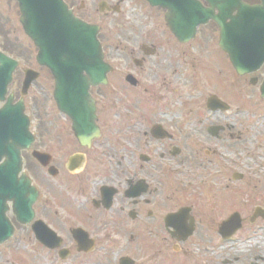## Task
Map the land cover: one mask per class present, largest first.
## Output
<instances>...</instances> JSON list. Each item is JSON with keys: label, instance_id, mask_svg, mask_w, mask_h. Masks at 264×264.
<instances>
[{"label": "flooded vegetation", "instance_id": "obj_1", "mask_svg": "<svg viewBox=\"0 0 264 264\" xmlns=\"http://www.w3.org/2000/svg\"><path fill=\"white\" fill-rule=\"evenodd\" d=\"M222 3L227 5L225 11H242L237 4L255 7L261 5L262 0H223ZM211 10L216 14L220 11L219 8ZM80 12L96 13L114 26L110 42L100 37L105 62L112 70L108 85L90 89L96 109L93 118L85 114L83 121H74L58 110L54 98L55 78L38 65L35 47L37 77L25 99V111L31 120L35 141L32 150L22 156L26 165L33 152L47 155V166L34 162L40 174L39 178L31 177L39 197L31 225L19 224L13 204L7 203L5 215L13 228V237L0 249L15 251L18 236L25 232L35 241V264H147L150 261L145 256L136 258L135 252L139 254L147 245L155 246V250L159 247L166 250L167 240L173 243L174 253L187 256L185 246L196 238L200 225L209 221L210 213H214L213 209L209 211L206 192L220 188L226 191L231 186L219 179L225 170L231 172L236 165L234 152L228 149L234 138L231 131L240 121L230 120L233 114L235 117L245 114L246 109L237 107L227 112H212L204 104V117L187 120L183 129L176 121L179 114L159 111L151 114V108L146 116L138 119L137 110H128L122 115L114 110V119H109L105 116L109 96L152 95L158 89L162 73L175 72L172 60L177 57L169 56L168 49L178 53L187 45L179 43L171 34L167 13L152 8L145 0H82ZM118 18H125L127 23H121ZM146 25L151 26L149 30H145ZM206 27L219 37L215 22ZM103 32L102 26L100 35ZM218 42L216 39L217 48ZM109 46L111 49H107ZM219 51L222 64L218 72L227 79L247 81L255 88L257 105L263 112L264 64L258 71L240 76L229 54ZM24 76L23 73L19 82L14 78L9 87L15 103L21 99L18 93L22 92ZM165 82L166 79L162 81ZM34 88L37 95L31 102L28 97ZM222 90L229 93L225 85ZM171 92L176 93L178 89L173 88ZM39 95L45 100L49 96L51 121L40 117ZM148 98L155 101L151 96ZM261 116L260 128L263 129L264 113ZM217 118H222L225 124L215 122ZM241 130H245L244 127ZM236 166L241 170L245 168L243 163ZM232 180L242 182L243 173H234ZM255 206L264 207L263 204ZM178 222L195 229L185 243L177 241L180 237L174 225ZM259 222L264 223L262 219ZM34 223L40 224L37 234L32 230Z\"/></svg>", "mask_w": 264, "mask_h": 264}, {"label": "rangeland", "instance_id": "obj_2", "mask_svg": "<svg viewBox=\"0 0 264 264\" xmlns=\"http://www.w3.org/2000/svg\"><path fill=\"white\" fill-rule=\"evenodd\" d=\"M67 1L87 22L103 25L102 40L107 43L112 40L115 29L110 25L109 19H103L93 12H80L82 0ZM87 5H89L88 2ZM19 19L18 5L11 0H0V46L21 61V69L35 68V48L24 34ZM119 21L127 23L125 18L119 19ZM150 27V25H146L145 30H149ZM216 39L218 36L213 34L210 28H206L200 31L196 41L184 46L178 53L173 52L169 47V56L177 57L172 60L175 72L165 71L162 73L155 93L152 95L143 94V96L132 93H124L117 97L109 96L105 104V116L109 119H114L112 116L114 110V112L119 110L121 115L127 113L128 110H137L136 119L146 116L150 108L153 109L151 114H157L158 111L167 114L174 112V114L180 115L176 121L179 122L182 129L187 120L204 117L203 106L206 98L210 95H219L231 108L244 107L246 109L243 115L237 117L232 115L233 118L230 122L240 121V123L231 131V134L234 135L229 143L231 147L227 146V148L230 147L229 151L234 152L233 158L236 165L243 163L245 168L241 170L235 165L232 166L231 172L227 169L224 174L222 173L219 179L222 178L221 180L225 184L231 185L226 191H222L220 188L209 189L210 191L206 192L210 202L209 211L213 209L214 213H210L209 221L200 225L196 238L185 246L187 256L182 253H174L173 243L167 240L166 250L162 247L155 250V246L147 245L139 254L135 252L136 258L145 256L150 261V263L147 261V264H264V223L257 222L258 224L251 226L248 221L253 213V207L257 204L264 205V128H260L261 114L264 113V110L261 112L257 105L256 89L250 87L247 81L233 77L227 79L225 74L218 72V66L222 62L219 59L220 51L215 43ZM107 49H111V46ZM167 63L170 64L168 61ZM21 69H18L15 74L17 82L23 79ZM164 79L167 82L163 84ZM224 85L229 88V93L222 90ZM173 88L178 89V92L172 93ZM35 95L37 92L34 88L28 99L33 102ZM148 96H151L155 101H150ZM38 97L40 98L38 107L41 119L51 121L53 114L47 100L49 96L46 100L42 95ZM181 104L182 106H180ZM170 105L173 109L169 107V110L168 106ZM192 111L195 113H191ZM160 118L162 119L161 116ZM215 122L225 124L222 118H217ZM240 126L245 130H241ZM192 145L194 144L192 143ZM26 169L32 176L39 178L40 173L35 169L32 160H27ZM256 170L258 172H255ZM234 173H243L244 180L234 182L232 180ZM235 212H239L243 219L242 229L231 242L223 243L216 231L221 225L220 221ZM15 243V251L6 252L0 249V264H35V241L29 239L25 232H21Z\"/></svg>", "mask_w": 264, "mask_h": 264}, {"label": "water", "instance_id": "obj_3", "mask_svg": "<svg viewBox=\"0 0 264 264\" xmlns=\"http://www.w3.org/2000/svg\"><path fill=\"white\" fill-rule=\"evenodd\" d=\"M19 3L22 12L21 22L26 33L31 37L34 43L41 50L44 60L49 62L50 66L56 73L59 81L67 80H82L83 84H79L74 88L80 91V88H88L91 82H103L106 84V74L108 70L102 62V52L98 46L96 36L97 29L89 27L80 21H77L67 12V7L62 0H15ZM157 5L164 8L172 9V1L168 0L167 4L159 0H155ZM175 8L182 13L183 11H196L197 19L191 25V30L184 32L188 38L194 36L196 27L200 24H205L210 18L209 11L193 0H178L175 3ZM179 12V13H180ZM260 11H247L244 17L246 22L242 25L243 31L252 29L255 33L252 41L254 44L251 49H255V42L261 40L260 33L262 31L261 22L257 21ZM247 15V16H246ZM255 18V21H253ZM171 23V21H170ZM260 23V26H259ZM223 27V26H222ZM224 30V28H222ZM174 34L179 35L180 31L173 30ZM251 41V40H249ZM224 47V46H223ZM225 48V47H224ZM247 67L257 70L264 62V56L261 52L248 49ZM245 61L233 59V63L239 74L243 73V65ZM48 64V63H47ZM16 64L0 53V99L3 101L6 94L7 85L11 80L12 73ZM242 71V72H241ZM87 72L88 78H83V74ZM64 85H61V87ZM11 110L0 112V161L3 157L7 158V162L0 166V196H15V209L18 212V218L21 222L28 224L33 219L32 207L37 199V193L31 187L30 181L23 176L16 191L15 180L17 174L21 170V161L18 157L16 145H3L4 142L13 140L16 143L21 142L23 128H25L24 120L20 115H15ZM8 114L10 116H8ZM14 114V115H11ZM9 128V129H8ZM8 130V133H7ZM8 134V135H7ZM20 138V140H19ZM6 139V140H5ZM23 144L20 146H28L26 139H22ZM13 171V172H11ZM264 218V212H257L256 217ZM236 226V227H235ZM240 227L238 216L231 219L230 222L222 226L224 230L233 234ZM193 231H188L183 234V240H186ZM184 233V232H183ZM225 234V233H223Z\"/></svg>", "mask_w": 264, "mask_h": 264}]
</instances>
